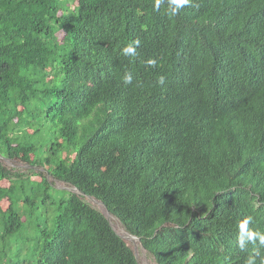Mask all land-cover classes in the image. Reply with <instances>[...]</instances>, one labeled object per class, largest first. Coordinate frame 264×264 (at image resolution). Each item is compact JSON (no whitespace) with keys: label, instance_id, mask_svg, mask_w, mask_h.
<instances>
[{"label":"trees","instance_id":"trees-1","mask_svg":"<svg viewBox=\"0 0 264 264\" xmlns=\"http://www.w3.org/2000/svg\"><path fill=\"white\" fill-rule=\"evenodd\" d=\"M171 7L0 0V264H139L86 196L158 264H264V0Z\"/></svg>","mask_w":264,"mask_h":264},{"label":"rangeland","instance_id":"rangeland-1","mask_svg":"<svg viewBox=\"0 0 264 264\" xmlns=\"http://www.w3.org/2000/svg\"><path fill=\"white\" fill-rule=\"evenodd\" d=\"M2 163L8 167V168H14L17 170H21V171H26L28 168V165L21 162V161H16V160H12L6 157H0ZM47 175V174H46ZM37 178V177H35ZM48 178L50 180H52L53 178L51 176L48 175ZM2 184L4 185H9L8 181L3 180ZM56 187L58 188H67V189H71V190H76L74 187H70L67 184H65L64 182L61 181H56L55 182ZM86 201H88L93 207L97 208L98 210H100L101 212H103L107 218L109 219L111 225L113 226V228L115 229V231L124 239V241L133 249L137 260L139 262V264H158L154 257L152 256V254H150L141 244L139 238L137 237H133L125 228L124 226L121 224V222L112 214H110L106 207L103 205V203L94 198V197H90V196H86ZM2 205L3 207H6L8 205V201L7 200H3L2 201Z\"/></svg>","mask_w":264,"mask_h":264},{"label":"clouds","instance_id":"clouds-1","mask_svg":"<svg viewBox=\"0 0 264 264\" xmlns=\"http://www.w3.org/2000/svg\"><path fill=\"white\" fill-rule=\"evenodd\" d=\"M157 3H159V0H157ZM189 0H170V4L174 7H171V14L176 15L178 10L183 7L184 5L188 4ZM133 51L132 48L125 49V54L131 53ZM150 63H154V61H150ZM125 83H131V76H127L124 80ZM251 238V236L249 237ZM248 264H253V261L250 259L248 261Z\"/></svg>","mask_w":264,"mask_h":264},{"label":"water","instance_id":"water-1","mask_svg":"<svg viewBox=\"0 0 264 264\" xmlns=\"http://www.w3.org/2000/svg\"><path fill=\"white\" fill-rule=\"evenodd\" d=\"M77 190V189H76ZM77 191H79V190H77ZM91 197V196H90ZM133 237H137V236H135V235H133V234H131ZM138 238V237H137Z\"/></svg>","mask_w":264,"mask_h":264}]
</instances>
